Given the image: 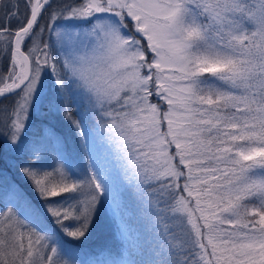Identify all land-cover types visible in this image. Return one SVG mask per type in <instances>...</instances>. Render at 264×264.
<instances>
[{
    "label": "snow or ice",
    "instance_id": "snow-or-ice-1",
    "mask_svg": "<svg viewBox=\"0 0 264 264\" xmlns=\"http://www.w3.org/2000/svg\"><path fill=\"white\" fill-rule=\"evenodd\" d=\"M0 162V264H264V0H0Z\"/></svg>",
    "mask_w": 264,
    "mask_h": 264
},
{
    "label": "trees",
    "instance_id": "trees-1",
    "mask_svg": "<svg viewBox=\"0 0 264 264\" xmlns=\"http://www.w3.org/2000/svg\"><path fill=\"white\" fill-rule=\"evenodd\" d=\"M5 103H8V102L5 101ZM0 166H2V162H0ZM14 178L17 180L18 183H21L22 187L27 188V186L24 185L23 181H21L19 179V177H14ZM29 195L33 196V198H34V194L33 193L29 192ZM103 240H104V237H99L97 239H94V241L92 243H93V245H98V244H101L103 242Z\"/></svg>",
    "mask_w": 264,
    "mask_h": 264
},
{
    "label": "rangeland",
    "instance_id": "rangeland-1",
    "mask_svg": "<svg viewBox=\"0 0 264 264\" xmlns=\"http://www.w3.org/2000/svg\"><path fill=\"white\" fill-rule=\"evenodd\" d=\"M166 107V106H165Z\"/></svg>",
    "mask_w": 264,
    "mask_h": 264
}]
</instances>
